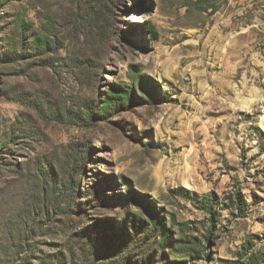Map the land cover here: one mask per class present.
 <instances>
[{"label":"rangeland","instance_id":"rangeland-1","mask_svg":"<svg viewBox=\"0 0 264 264\" xmlns=\"http://www.w3.org/2000/svg\"><path fill=\"white\" fill-rule=\"evenodd\" d=\"M0 264H264V0H0Z\"/></svg>","mask_w":264,"mask_h":264},{"label":"trees","instance_id":"trees-1","mask_svg":"<svg viewBox=\"0 0 264 264\" xmlns=\"http://www.w3.org/2000/svg\"><path fill=\"white\" fill-rule=\"evenodd\" d=\"M147 29H148L149 35L152 38V41H156L158 39V33L155 30V28L150 24Z\"/></svg>","mask_w":264,"mask_h":264}]
</instances>
